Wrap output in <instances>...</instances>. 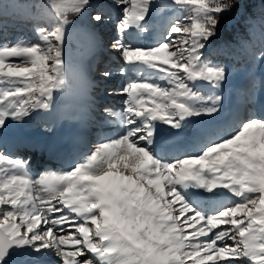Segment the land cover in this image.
<instances>
[{
  "label": "snow or ice",
  "instance_id": "obj_1",
  "mask_svg": "<svg viewBox=\"0 0 264 264\" xmlns=\"http://www.w3.org/2000/svg\"><path fill=\"white\" fill-rule=\"evenodd\" d=\"M238 3L45 0L42 43L0 41V264H264V113L217 124L223 97L200 93L227 81L205 50ZM113 13L123 108L82 157L34 173L15 152L66 88L74 18L95 34Z\"/></svg>",
  "mask_w": 264,
  "mask_h": 264
},
{
  "label": "rangeland",
  "instance_id": "obj_2",
  "mask_svg": "<svg viewBox=\"0 0 264 264\" xmlns=\"http://www.w3.org/2000/svg\"><path fill=\"white\" fill-rule=\"evenodd\" d=\"M102 2L110 4L112 0ZM74 20L81 21L84 27L78 31L72 28L65 44L64 56L68 65L66 88L57 95L50 111L41 110L27 121L22 132L24 139L18 145L26 147V150L19 151L17 147L15 152L30 160L31 169L37 174L46 169L66 168L88 152L101 134H108L111 130L106 123L110 118L105 108L122 110L123 100L126 99L115 91L122 80L119 75L122 62L111 48V41L116 36V14L113 13L111 20L96 27L95 34L80 18ZM154 23L158 24V21ZM26 33L29 31L11 36V32L0 29V41L42 43L38 36L26 37ZM155 39L156 31L151 29L144 35L143 42L152 44ZM253 69L250 72L248 65H244L231 72L227 70V81L220 90L211 89L207 82H202L204 87L200 93L204 98L214 92L223 97L214 123L233 127L237 117L264 113V62L258 60ZM105 70L111 71L112 76L104 78L101 73ZM36 152H39L37 156L40 158L34 157ZM52 154L55 156L51 157ZM41 156L51 159L43 162ZM50 259L55 264L59 258L53 255Z\"/></svg>",
  "mask_w": 264,
  "mask_h": 264
},
{
  "label": "trees",
  "instance_id": "obj_3",
  "mask_svg": "<svg viewBox=\"0 0 264 264\" xmlns=\"http://www.w3.org/2000/svg\"><path fill=\"white\" fill-rule=\"evenodd\" d=\"M43 3L45 0H0V29L11 32V36L28 30L26 37H37L36 25L50 23L43 13L34 18L37 6ZM74 22L76 31L84 27L81 21ZM263 50L264 0H239L237 7L221 19L217 36L205 50V59L230 72L244 65L252 72L258 61L253 57Z\"/></svg>",
  "mask_w": 264,
  "mask_h": 264
},
{
  "label": "bare ground",
  "instance_id": "obj_4",
  "mask_svg": "<svg viewBox=\"0 0 264 264\" xmlns=\"http://www.w3.org/2000/svg\"><path fill=\"white\" fill-rule=\"evenodd\" d=\"M31 147V146H30ZM18 149H19V151H25L26 150V147L24 148L23 146H20V147H18ZM39 152H36V154H35V158H40V156L38 157L37 156V154H38ZM40 155V154H39ZM48 156H50V155H48ZM48 156H46L45 158H43L42 156V161L43 162H46L47 160H49V159H51V157H53V156H55L54 154H52L51 155V157H48ZM48 162V161H47ZM42 164V163H41Z\"/></svg>",
  "mask_w": 264,
  "mask_h": 264
}]
</instances>
